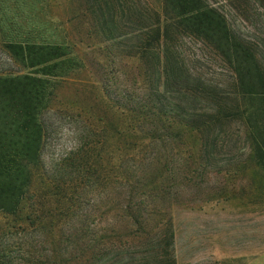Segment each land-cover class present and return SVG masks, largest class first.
I'll return each instance as SVG.
<instances>
[{
    "label": "trees",
    "instance_id": "trees-1",
    "mask_svg": "<svg viewBox=\"0 0 264 264\" xmlns=\"http://www.w3.org/2000/svg\"><path fill=\"white\" fill-rule=\"evenodd\" d=\"M84 1L102 40L138 63L132 76L141 91L114 94L110 86L80 79L88 64L70 42L35 39L34 28L17 33L13 24L3 33L9 54L26 72L0 74V264L30 256L24 247L38 233L59 244L88 238L93 245L78 252L79 262L99 264L115 248L107 236L102 253L88 235L86 224L99 211L131 229L116 236L121 255L128 241L146 239L145 228L154 224L166 229L160 238L165 248L144 260L176 264L172 208L181 185L204 177L219 148L241 141L249 154L245 163L261 174L264 192V0ZM2 9L0 2L1 32ZM237 16L251 27L245 31ZM196 43L203 47L199 52L191 50ZM210 54L224 64L227 84L202 68ZM78 81L100 90V112L79 117L77 143L47 169L43 114L60 87ZM93 205L92 214L87 209ZM66 254L64 260L56 251L46 264H72L74 253Z\"/></svg>",
    "mask_w": 264,
    "mask_h": 264
},
{
    "label": "rangeland",
    "instance_id": "rangeland-1",
    "mask_svg": "<svg viewBox=\"0 0 264 264\" xmlns=\"http://www.w3.org/2000/svg\"><path fill=\"white\" fill-rule=\"evenodd\" d=\"M155 1L151 0L153 3ZM0 2L2 10L7 13L4 31H0V74L26 72L13 60L5 46L7 38L4 34H9L13 24L17 33L29 32L34 28L36 37L32 36L35 39L74 44L76 53L88 64L86 72L78 76L80 79L98 86H110L114 94L131 91L140 94L141 90H137L140 85L136 83L138 77L132 76L137 72L138 63L123 53L121 46L113 47L102 40L93 16L86 13L84 0H49L47 5H42L41 0ZM221 6L226 9L230 7L226 4ZM237 19V24L245 31L251 27L240 16ZM200 46L199 43L192 44L191 50L199 52L203 48ZM202 68L216 82L227 84L229 79L223 71L224 64L214 55L207 57ZM79 84L78 81L60 87L56 102L43 114L47 130L43 163L47 169L60 162L77 143L79 117L87 112L93 116L100 112L95 95L100 90ZM233 129L238 132L237 127ZM180 147L182 152H186L183 144ZM248 155L241 141L227 148H219L217 158L210 163L204 177L192 185H181L178 204L172 208L174 242L170 251L176 264H264V192L259 189L262 177L257 168L248 167L245 163ZM95 205H100L98 199ZM95 209L93 205L87 211L93 214ZM96 215L97 218L91 215L90 224H86L88 235L91 233L96 237V247L102 253L106 251L107 236L112 237L115 244L114 250L106 252L99 264H123V259L132 264H157L153 258H144L153 256L155 250L161 252L160 248H165L160 238L166 229L150 224L145 228L148 233L143 234L146 239L142 242L137 239L128 241L124 248L127 253L121 255L123 249H119L116 236H126L131 229L119 217H102L100 211ZM66 232L74 231L67 228ZM58 235L59 230H55L54 236L57 238ZM36 236L31 246L24 247H30V256L13 259L9 264H46L54 260L51 255L56 251L61 252L64 260L70 258L65 253H74L72 264H80L78 252H87L93 245L85 237L59 244L52 242L45 234L38 233ZM149 239H153V242H148Z\"/></svg>",
    "mask_w": 264,
    "mask_h": 264
}]
</instances>
